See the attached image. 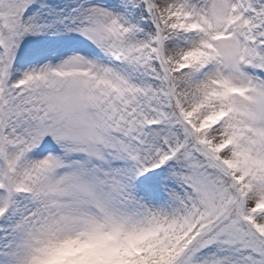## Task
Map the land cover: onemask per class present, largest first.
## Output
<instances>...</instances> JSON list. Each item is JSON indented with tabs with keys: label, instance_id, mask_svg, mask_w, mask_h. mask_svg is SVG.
Returning a JSON list of instances; mask_svg holds the SVG:
<instances>
[{
	"label": "snow or ice",
	"instance_id": "1",
	"mask_svg": "<svg viewBox=\"0 0 264 264\" xmlns=\"http://www.w3.org/2000/svg\"><path fill=\"white\" fill-rule=\"evenodd\" d=\"M0 264H264V0H0Z\"/></svg>",
	"mask_w": 264,
	"mask_h": 264
}]
</instances>
